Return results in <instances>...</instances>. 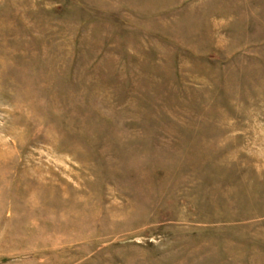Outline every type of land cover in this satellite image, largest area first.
<instances>
[{"label": "rangeland", "instance_id": "obj_1", "mask_svg": "<svg viewBox=\"0 0 264 264\" xmlns=\"http://www.w3.org/2000/svg\"><path fill=\"white\" fill-rule=\"evenodd\" d=\"M0 264H264V0H0Z\"/></svg>", "mask_w": 264, "mask_h": 264}]
</instances>
